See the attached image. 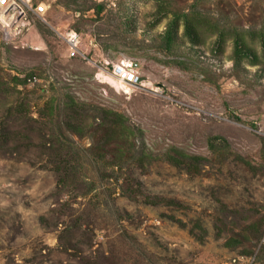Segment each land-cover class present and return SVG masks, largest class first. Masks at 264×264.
<instances>
[{"label": "rangeland", "instance_id": "rangeland-1", "mask_svg": "<svg viewBox=\"0 0 264 264\" xmlns=\"http://www.w3.org/2000/svg\"><path fill=\"white\" fill-rule=\"evenodd\" d=\"M44 1L47 14L21 35L0 22V87L17 90L0 98V121L20 100L39 136L31 134L30 152L0 154V264H227L251 256L264 244V0H199L195 43L179 21L169 47L173 14L195 0ZM217 21L240 29L256 55L236 62L233 36L220 39ZM68 30L89 61L69 57ZM122 60L140 67L130 95L95 65ZM34 75L40 82L29 81ZM72 99L90 115L73 139L88 151L109 136L101 164L111 165L99 182L90 168L82 184L60 191L38 147ZM104 110L127 119L125 134L93 120ZM125 137L122 157L113 149Z\"/></svg>", "mask_w": 264, "mask_h": 264}, {"label": "trees", "instance_id": "trees-1", "mask_svg": "<svg viewBox=\"0 0 264 264\" xmlns=\"http://www.w3.org/2000/svg\"><path fill=\"white\" fill-rule=\"evenodd\" d=\"M62 3L69 5L70 0H65L64 2L62 0ZM198 5L199 0H195L193 4H191L187 9L188 11L175 12L173 14L174 19L172 20L170 27L168 28L165 35V42L168 47L173 42L175 28L178 26L179 21H183L185 36L189 38L190 42L195 43L194 32L198 30L197 18L203 13L202 10L199 9ZM92 7L93 6H89L88 9H91ZM97 8V10L99 11L100 9L98 6ZM219 28L220 31L218 30ZM212 29L215 31V33H218L220 35V39H225L226 35L233 36V57L236 62L240 61V59H242L243 57L249 58L251 55L256 53L255 50L250 45H248L247 42L242 38V33L240 32V29L227 27L226 25L221 26L219 21H217V24L212 27ZM226 30H228V32ZM263 38L264 32L261 35V41L263 40L264 44ZM257 62L258 61L256 60L252 63L256 64ZM16 91L17 90H15L14 88L9 89L7 87H0V98H3V96H5L7 101H9L10 97L15 96L14 94L16 93ZM78 107L81 108V106H76L74 104V100L72 99L70 101V104H67L66 112L64 114L65 120L59 122L58 130L55 132V130L53 129L54 127L51 128V138L45 143H43L42 146L38 147L41 151H44L42 152V155L47 156L51 170L54 171L56 175L57 186L60 191L68 189L69 187H74L79 184H82V182L85 181V179L87 178L86 174L90 168L91 170H93L94 175H97V177H95L96 182H99L105 177L104 171L107 169V166L111 165L109 163L105 167L104 164H101V160L105 159V157L110 153L109 145L112 142L108 143L109 136L106 137L102 146L99 147L98 144V146H95L93 149L88 151L80 147V145L73 139L72 135L77 133V130L75 129H79L80 124L86 123L87 119H90L89 110L84 109L82 111H79L77 110ZM92 118L93 120H100L101 125L110 126L111 130H113V132L111 133L114 135L125 134V132H127L126 129L129 127L127 119L119 112L104 110V113L101 116L99 114H94ZM34 122L35 120L29 118L26 114V111L23 109L22 101H13L8 104L7 107L5 106L4 118L0 121V154L13 155L22 152H30L31 150H33L34 146L36 145L34 144V140L31 134H34V136L39 137L37 133L34 132ZM16 126H20L21 129L16 128ZM63 126L67 127L69 130L66 131ZM23 128L25 129L24 131L22 130ZM123 140H125L123 144H119L118 148L113 149L114 151L119 152L122 157L130 151V147L128 146L131 145L128 144V139L126 137ZM48 143H50L49 146ZM124 147L125 150L123 149ZM186 158L189 159L190 157L188 156ZM170 159L175 160L177 164L181 163V160H179L176 156H170ZM190 159L198 161L203 158L191 157ZM193 165L195 164L189 163L185 166L187 167L188 171H192ZM256 225L258 224H255V227ZM75 229L76 227L73 226L67 229L66 231L62 232L63 235L61 234L59 240L63 238L65 233L70 234ZM262 235L263 231L260 232L258 238L260 239ZM260 243L255 248V250L249 255L254 254L258 247H260V260L262 261L264 260V244H261V246H259Z\"/></svg>", "mask_w": 264, "mask_h": 264}, {"label": "built area", "instance_id": "built-area-1", "mask_svg": "<svg viewBox=\"0 0 264 264\" xmlns=\"http://www.w3.org/2000/svg\"><path fill=\"white\" fill-rule=\"evenodd\" d=\"M47 12L48 7L44 0H0V22L4 28L14 30L16 35L23 34L36 20L42 19ZM62 35L67 44L70 58L82 57L89 61V58L80 52L81 38L78 32L68 30ZM95 65L101 74L109 76L115 86L127 95H130L128 91L134 92L141 85L142 76L137 61L122 60L117 64L105 61ZM29 81L34 84L40 82L38 76H34ZM258 255V250H256L251 256H235L227 264H262Z\"/></svg>", "mask_w": 264, "mask_h": 264}, {"label": "bare ground", "instance_id": "bare-ground-1", "mask_svg": "<svg viewBox=\"0 0 264 264\" xmlns=\"http://www.w3.org/2000/svg\"><path fill=\"white\" fill-rule=\"evenodd\" d=\"M100 76H101V75H100ZM128 92L130 93V92H132V91L130 90V91H128Z\"/></svg>", "mask_w": 264, "mask_h": 264}]
</instances>
